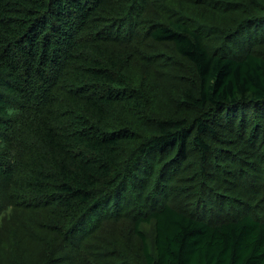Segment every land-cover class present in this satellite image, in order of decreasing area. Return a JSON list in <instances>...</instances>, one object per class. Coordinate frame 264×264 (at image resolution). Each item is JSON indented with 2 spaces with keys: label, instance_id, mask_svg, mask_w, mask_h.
Returning <instances> with one entry per match:
<instances>
[{
  "label": "trees",
  "instance_id": "16d2710c",
  "mask_svg": "<svg viewBox=\"0 0 264 264\" xmlns=\"http://www.w3.org/2000/svg\"><path fill=\"white\" fill-rule=\"evenodd\" d=\"M260 204L264 0H0V264H264Z\"/></svg>",
  "mask_w": 264,
  "mask_h": 264
},
{
  "label": "rangeland",
  "instance_id": "374dc122",
  "mask_svg": "<svg viewBox=\"0 0 264 264\" xmlns=\"http://www.w3.org/2000/svg\"><path fill=\"white\" fill-rule=\"evenodd\" d=\"M169 76H171V75L169 74ZM225 187L230 188L231 186H230V185H227V186H225ZM231 192L237 193L238 191H235L234 188L231 187ZM260 207H262L261 204H260ZM227 212H228V213H227ZM230 212H231V211H229V210H225V216H228V214H229ZM259 214L262 215V216H264V208H263V207L260 208Z\"/></svg>",
  "mask_w": 264,
  "mask_h": 264
}]
</instances>
